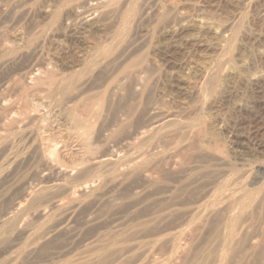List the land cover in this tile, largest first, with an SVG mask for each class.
Wrapping results in <instances>:
<instances>
[{
    "label": "rangeland",
    "instance_id": "rangeland-1",
    "mask_svg": "<svg viewBox=\"0 0 264 264\" xmlns=\"http://www.w3.org/2000/svg\"><path fill=\"white\" fill-rule=\"evenodd\" d=\"M86 1L0 0V264H264V0Z\"/></svg>",
    "mask_w": 264,
    "mask_h": 264
},
{
    "label": "bare ground",
    "instance_id": "bare-ground-1",
    "mask_svg": "<svg viewBox=\"0 0 264 264\" xmlns=\"http://www.w3.org/2000/svg\"><path fill=\"white\" fill-rule=\"evenodd\" d=\"M94 1V3H92ZM104 2H108V1H106V0H87L86 1V3L87 4H89V6L91 5H94L95 7H91V9L92 10H94V11H96L97 10V8H99V6L100 5H102ZM102 3V4H101ZM109 3V2H108ZM113 3V2H112ZM85 5V4H84ZM81 6V5H80ZM79 7V6H78ZM78 7H76V8H78ZM80 8V7H79ZM90 9V8H89ZM102 9V8H101ZM92 12V11H91ZM92 14H93V12L91 13V14H89L88 16L89 17H91L92 16ZM83 18V17H82ZM85 19V21H87L88 20V17H84ZM91 19V18H90ZM83 20V21H84ZM37 72H38V70H37ZM33 74H35V73H33ZM36 74H38V73H36ZM40 74V73H39ZM38 74V75H39ZM31 75V74H30ZM30 75H28V76H30ZM31 77V76H30ZM29 78V77H28ZM143 79V78H142ZM32 80V79H31ZM34 82H35V80H33ZM32 81V82H33ZM31 82V81H30ZM49 84V83H48ZM6 97V96H5ZM3 99H5V98H3ZM4 101V100H3ZM2 101V102H3ZM6 102V101H5ZM6 104V103H5ZM1 106V105H0ZM0 108H2V107H0ZM154 109V108H153ZM88 112V111H87ZM85 115V114H84ZM90 115V114H89ZM79 116V115H78ZM77 118V117H76ZM80 118V117H79ZM78 118V119H79ZM81 119V118H80ZM16 120H20V119H16ZM86 120V119H85ZM177 120V119H176ZM82 121V120H81ZM89 121V120H88ZM172 121H174V119L172 118V117H170V118H168V119H165V121H162L160 124H157L156 126L157 127H162L163 125H167L168 126V123H172ZM87 122V121H86ZM159 122V121H158ZM175 122V121H174ZM155 123V122H154ZM155 125V124H154ZM84 127V126H83ZM155 127V126H154ZM164 128H166V127H164ZM159 129V128H158ZM150 130V129H149ZM161 131V130H160ZM148 132V131H147ZM143 134H144V132H143ZM150 134H151V131H150ZM153 134V133H152ZM152 134H151V137H152ZM157 134V133H156ZM144 136V135H143ZM150 136V135H149ZM154 136V135H153ZM146 137V136H145ZM140 140V139H139ZM127 141V140H126ZM131 142H133V141H131ZM130 142V143H131ZM129 143V142H128ZM129 143V144H130ZM124 144H127L126 142L124 143ZM135 146V145H134ZM11 148V147H10ZM133 148H135V147H133ZM138 148H139V145H138ZM137 148V149H138ZM141 148V147H140ZM8 150V149H7ZM125 150H127V149H125ZM129 150V149H128ZM127 150V151H128ZM135 150V149H134ZM139 150V149H138ZM121 151V150H120ZM123 151V150H122ZM132 151V150H131ZM137 151V150H136ZM142 151V150H141ZM143 151H145V150H143ZM133 152V151H132ZM135 152V151H134ZM131 153V152H130ZM140 153V152H139ZM138 153V154H139ZM142 153H145V152H142ZM115 155H116V153H115ZM121 156H123L122 154H120ZM125 155V154H124ZM140 155V154H139ZM15 156V155H14ZM17 156V155H16ZM119 156V155H118ZM117 156V158L114 156V155H112V153H111V156L109 155V156H101V157H99L98 156V158H96L95 160H94V165L95 166H97V167H107V166H110V165H113V164H116V163H118L119 162V157ZM129 156V155H128ZM141 156V155H140ZM139 156V157H140ZM8 157V156H7ZM124 157H126V156H124ZM127 158H129V157H127ZM131 158V160H134V159H132V156L130 157ZM4 159V158H3ZM92 159H94V157L92 158ZM125 159V158H124ZM140 159V158H139ZM138 159V160H139ZM11 160V159H10ZM130 160V159H129ZM13 161V160H12ZM123 161V160H122ZM121 162V161H120ZM142 162V161H141ZM122 163V162H121ZM132 163V162H131ZM140 162H138V164H139ZM10 164V163H9ZM50 164H52V163H50V161L47 163V165L46 166H49ZM125 164V163H124ZM133 164V163H132ZM137 164V163H136ZM7 165V164H6ZM131 164H129L128 166H130ZM119 166V165H118ZM120 166H122L123 167V165H120ZM127 166V165H126ZM133 166H135V165H132V167ZM97 167H95V168H97ZM131 167V168H132ZM138 167V166H137ZM89 168V167H88ZM112 168V167H111ZM121 168V167H120ZM134 168V167H133ZM93 169H94V167H93ZM109 169H110V167H109ZM115 169H116V167H115ZM129 169V168H128ZM44 170V169H43ZM46 170V169H45ZM44 170V171H45ZM60 170V169H59ZM121 170V169H120ZM42 171V170H41ZM56 171H57V169H56ZM62 171V170H61ZM60 171V172H61ZM108 171V170H107ZM99 172V171H98ZM102 172V171H101ZM42 173V172H41ZM59 173V172H58ZM64 173V172H63ZM89 173V172H88ZM145 173V172H144ZM92 175V174H91ZM146 176V175H145ZM63 177V176H62ZM62 179H64V178H62ZM62 179L60 180V181H62ZM67 179V178H66ZM101 179V178H100ZM65 180V179H64ZM97 180V179H96ZM65 181H67V180H65ZM93 181H95L94 179H93ZM39 183H41V182H39ZM63 183H65V182H63ZM90 182H88L87 183V185L89 184ZM36 185H38V184H36ZM36 185H34L35 187H36V189H34L33 188V190H31L30 192H27L26 194L25 193H23V194H25V195H23L24 197L22 198V200H19V201H16L15 203L13 202V206H12V209L9 211V212H7L5 215H4V217L2 218V220L0 221V225L2 226V225H4V224H6L10 219H11V215H12V213H19V212H21L22 211V209H23V206H24V204H23V201L25 202V201H28V199L29 198H32V197H34V196H36L37 194H39L40 192H41V194H42V190H43V192H44V188L45 187H43V186H36ZM70 185V184H69ZM92 186V185H91ZM33 187V186H32ZM67 187H68V184H67ZM66 187V188H67ZM71 187V186H70ZM81 187H83V186H81ZM85 187H87V186H85ZM28 188V187H27ZM62 188V187H61ZM65 188V189H66ZM84 188V187H83ZM83 188L82 189H80V191H83ZM88 189L90 188V186L89 187H87ZM86 188V189H87ZM94 188V187H93ZM47 189V188H46ZM64 189V188H63ZM64 189V190H65ZM87 189V190H88ZM87 190H86V192H87ZM72 191V190H71ZM75 191V190H74ZM76 191H79V190H76ZM44 193H46V191L44 192ZM71 194H75V192H70ZM83 193V192H82ZM85 193V192H84ZM48 194V193H47ZM51 194V193H50ZM78 194V193H77ZM76 194V195H77ZM40 195V194H39ZM46 195V194H45ZM44 195V196H45ZM80 194H78L77 196H79ZM83 195V194H82ZM42 197V196H41ZM72 197H74V196H72ZM76 198V197H75ZM113 198V197H112ZM35 199V198H34ZM40 199V198H39ZM36 200H38L37 199V197H36ZM73 200V199H72ZM74 201V200H73ZM78 201V200H77ZM81 201V200H80ZM36 202V201H35ZM57 202V201H56ZM72 203V202H71ZM74 203V202H73ZM26 204V203H25ZM33 204H34V202H33ZM57 206V205H56ZM75 206V205H74ZM25 207V206H24ZM63 207H64V205H63ZM31 208V207H30ZM66 208V207H65ZM71 208V207H70ZM26 209V208H25ZM64 210V209H63ZM25 211V210H24ZM26 211H28V207H27V209H26ZM45 211H47V210H45ZM67 211V210H66ZM73 212V211H72ZM27 213V212H26ZM25 212H24V214H26ZM75 213H76V211H75ZM21 214V213H20ZM23 214V213H22ZM19 215V214H18ZM14 216V215H13ZM21 216V215H20ZM18 218V217H17ZM73 218V217H72ZM21 219H22V217H21ZM91 219V218H90ZM13 220H16V219H13ZM24 220V219H23ZM22 220V221H23ZM12 221V220H11ZM62 221H63V219H62ZM70 221V220H69ZM86 222V221H85ZM67 223H69V222H67ZM56 224V223H55ZM58 224V223H57ZM70 224V223H69ZM71 224H72V222H71ZM8 225H10V223L8 224ZM7 226V225H6ZM11 226H12V224H11ZM54 226V225H53ZM71 226V225H70ZM69 226V227H70ZM26 227H27V225H26ZM29 227V226H28ZM31 227V226H30ZM36 227V226H35ZM5 228V227H4ZM8 228V227H7ZM45 228V227H44ZM65 228V226H63V225H61V224H58V225H55L54 227H53V229L51 230H48L46 233H44L45 235H43L42 237H41V239L42 238H47V237H49V236H52L51 234H53L54 232H57V231H59V230H61V229H64ZM67 228V227H66ZM70 228H73V227H70ZM38 229V228H37ZM3 230V229H2ZM1 230V231H2ZM28 230V229H27ZM31 230H33V229H31ZM36 230V229H35ZM44 230V229H43ZM46 230V229H45ZM67 230V229H66ZM65 230V231H66ZM4 231V230H3ZM2 231V232H3ZM41 231V230H40ZM64 231V232H65ZM69 231V230H68ZM68 231H66V232H68ZM29 232V231H28ZM60 232V231H59ZM62 232V231H61ZM27 233V232H26ZM42 233V232H41ZM31 234V233H30ZM2 235V234H1ZM27 235V234H26ZM42 235V234H41ZM54 235V234H53ZM28 236V235H27ZM30 237H32V236H29V238ZM28 238V237H27ZM34 238V237H33ZM35 238H36V236H35ZM50 239H51V237H50ZM96 239V238H95ZM38 240V239H37ZM49 240V239H48ZM87 240V239H86ZM85 240V241H86ZM89 240V239H88ZM34 241H35V239H34ZM40 241V240H39ZM42 241V240H41ZM253 241V240H252ZM36 242V241H35ZM41 243H44V241H42ZM84 244V243H83ZM30 245H32V244H30ZM35 245V244H34ZM40 245V244H39ZM28 246V245H27ZM36 246V245H35ZM34 247V246H33ZM31 248H32V246H31ZM37 248V247H36ZM84 248V247H83ZM88 248V247H87ZM92 248V247H91ZM25 249V248H24ZM86 249V248H85ZM19 250V249H18ZM33 250H34V248H33ZM27 251V250H26ZM30 251H31V249H30ZM17 252V251H16ZM19 252V251H18ZM20 252H21V250H20ZM24 252V251H23ZM28 253V252H27ZM81 252H79V254H80ZM20 254V253H19ZM23 254H26V253H23ZM79 254H78V256H79ZM87 254V253H86ZM12 255H13V253H12ZM12 255L10 256V258L12 257ZM83 255V254H82ZM16 256V255H15ZM22 256V255H21ZM14 258V257H13ZM17 259H18V257H17ZM11 260V259H10ZM13 260V259H12ZM13 262V261H12Z\"/></svg>",
    "mask_w": 264,
    "mask_h": 264
}]
</instances>
